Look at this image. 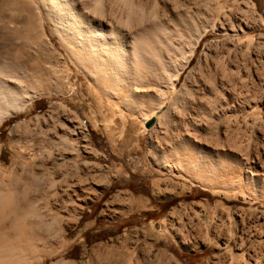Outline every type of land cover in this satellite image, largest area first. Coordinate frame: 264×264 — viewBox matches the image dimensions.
<instances>
[{
  "label": "rangeland",
  "instance_id": "1",
  "mask_svg": "<svg viewBox=\"0 0 264 264\" xmlns=\"http://www.w3.org/2000/svg\"><path fill=\"white\" fill-rule=\"evenodd\" d=\"M162 1L157 0L155 3L156 0H139L140 3L143 2L141 5L146 3L144 7L147 9L152 6L148 10L154 9L156 13L159 11L158 15L166 13V16L173 17L172 9H169L168 5L165 6ZM169 1H173L178 8H181L182 4V6L186 5L184 19L185 17L189 19L191 15V20L195 21L193 18L195 16L200 25L205 24L206 20L209 22V19L211 20L207 22L208 24L216 21L217 25L215 27L216 25L212 23L213 28L208 27L207 35L199 43L193 60L176 84L173 94L179 95L182 99L179 96L172 99L173 101L178 97L179 101L178 99L176 101L178 105L175 106L181 114H188L189 109L183 96L187 94L194 97L201 94L207 96L208 89L210 92L214 91L209 93L210 98L207 97L209 101H212L213 112L209 113L203 109L200 115L209 124V129L206 131L205 128H197L200 130H197L198 132L195 130L196 135L197 133L201 135H197V138L203 139L201 142L205 148H211L208 145L212 141L217 144V147L219 146V149L229 152V156L232 154L233 159L238 162L232 159L234 162H227V165L222 166L223 168L216 166L212 173L207 172L209 180L213 183L210 189H205L195 182L202 179L205 171L198 170V173H192L193 176L186 169L188 173L182 172L184 176H180L160 168L161 162L166 160L168 163V160L176 157L174 154H178V158L182 156L181 158L186 159V162L188 158L192 159L196 155L192 152V148H189L190 151L186 150L178 143L174 146L177 141L174 140L175 136L179 134V130L174 127L173 114L170 112V105L174 102L166 100L164 107L157 110L152 117L154 119L160 117L159 123L147 128L146 123L143 125V120L146 114H154L151 110L155 106L154 102L144 103V111L132 110L126 102L116 98L111 100L107 95L104 97L98 89L91 88L82 73L73 74L74 78L78 77L77 86L80 88L77 92L73 93L72 90L69 91V88H65L66 94L63 95L61 93L63 88L61 89L57 82L67 81V78L59 51H57L59 54L55 53L47 59L51 58L50 60L53 61L49 60L51 64L43 63L45 60H40L43 58L25 45L24 32L30 21L28 5L40 24V13L37 7L29 0H0V64L19 63L21 65H18L20 68L17 72L23 76L29 74L28 77H31L32 72L38 74L37 72L40 71L37 65L43 64L41 67L44 69V75L49 74L45 76L49 78L46 82L48 85L44 84L42 87L45 93L38 94L27 109L7 119L0 126L2 170L7 171L8 175L14 167L18 168L23 164L27 166L30 163L29 156L33 153L32 151L39 152L40 157L39 149L48 144L45 141H48L51 130H54V124L61 122L66 125L60 117V110L65 106L76 114L86 132V140L81 141L82 145L87 146L86 152L80 153V157L75 158L77 162L75 169L78 172L85 170V173H93L96 179L95 184H85L84 191H78L79 194L76 192L67 199L69 202L66 201L68 205L66 208L68 209H63L61 214L63 221L65 219L70 227L61 234L62 236L60 235V238L58 237L60 241L54 243L59 250L52 255H47L43 261L36 264H50L60 259L69 260L74 264H117L119 255H122L119 256L122 260L125 258L132 260V264H145V261L158 264L160 260H164L165 253V262L167 263L168 260L169 264H264V200L257 191L264 190V0H247L246 2L245 0H228V2L220 0V3L215 0H206L208 3L205 0H202L203 3L201 0ZM206 6L208 7L205 8ZM212 6H215L213 8L219 13L211 8ZM197 16L202 19V24ZM204 16H208L209 19ZM219 16L220 18H217ZM245 20L248 22L247 25ZM223 25L226 28L231 26H229L230 29L221 31ZM44 29H47V33L50 34L49 25H46ZM31 31H33L32 34L37 32V30ZM53 43L58 45L57 38L53 39ZM71 67L74 71L76 70L75 67ZM192 68L199 70L201 78L206 82V88L201 85L202 89L208 90L206 93L202 92L206 91L205 89L202 91L198 89L200 87L198 83H201L199 80L194 81L193 86L185 84L187 79H190L189 72ZM191 77L193 78V75ZM28 79L25 77V85L24 83L22 85L29 89L33 86L31 91L40 88L33 78L32 80L30 78V83ZM233 81L234 83L231 84ZM71 92L76 94V96L73 95L74 99L70 97ZM59 103L60 106L57 107ZM15 124H18V140L12 139V141L9 133ZM22 133L23 135H20ZM156 142H159L158 146L164 144L165 149H156L154 147ZM160 142L163 143L160 145ZM37 160L40 163L41 159ZM242 162L246 163L240 164ZM189 164L191 162L187 163ZM93 167L96 169L95 172ZM90 168L92 173L89 172ZM197 174L201 176H196ZM44 176L45 179L43 177L40 181L39 189H35L37 185L34 188L25 184L26 186L21 187L23 188L21 191L25 199L28 197L36 200L40 197L39 200L37 199L38 203L40 202V209L49 202L46 208L52 207V211H56L54 207L59 208L56 201L65 194L58 189V182H51L55 181L54 175ZM3 179H7L6 174L0 175V182L4 181ZM155 181H160L161 196L156 195ZM224 184L227 185L223 186ZM116 193L117 199H113ZM24 198L22 200L27 201ZM138 204L141 207H138ZM176 207H182L180 208L182 211L174 216L172 211ZM78 213L79 218L76 219ZM177 228L188 230L186 233L189 236H195L199 244L194 248H184L176 232ZM53 240H57V237ZM42 246L45 247L44 244H40V248ZM108 253L112 254L108 255Z\"/></svg>",
  "mask_w": 264,
  "mask_h": 264
},
{
  "label": "bare ground",
  "instance_id": "2",
  "mask_svg": "<svg viewBox=\"0 0 264 264\" xmlns=\"http://www.w3.org/2000/svg\"><path fill=\"white\" fill-rule=\"evenodd\" d=\"M29 1L35 4V6L39 11L37 12L40 13L39 14L40 24L36 21V17L34 16L35 14L32 13L31 8L26 2L30 13V21L26 26L27 30L26 31L24 30L25 31L24 37L26 39L25 45H27V47L29 46V48L33 49V51H35L36 54L40 55V57L43 58L40 60H45V62L43 61V63L52 61L50 60L51 58L49 59L50 61L47 59L52 55H54L55 53L57 54L60 53L62 55V57L61 56L60 57L63 58L61 62L62 65L65 67L67 81L57 82L59 83L58 84L59 87L61 89L63 88L61 90V93L63 95L66 94V91L64 90L65 88H69V91L72 90L73 93H76L78 88L80 87L77 86L78 77L74 78L75 75L73 74L82 73L84 77L87 78L91 88L93 87L98 89L101 93H103L104 97L107 95L109 98H111V100L116 98L119 101L121 100L123 102H126L129 108H131L132 110L140 111L142 109L141 111H144L143 110L144 103L151 104V102L152 103L154 102L155 106L151 108V110L154 111L152 112L154 114L149 115L146 114L145 112L146 117H144L143 125L148 120H150V118L155 116V112L157 110L164 107L163 104H165L164 102L166 100H170V102H174L171 103L172 105H170L171 111L169 110L173 114L174 125H175L174 127L177 130H179L178 132L179 134H176L175 136L176 139H174L175 141L177 140L174 146H176L178 143L179 146L184 147L186 150L190 151L191 149L189 148H192V152H195L196 155L194 156V158L192 157V159L187 157L188 159L186 162L185 161L186 159L181 158L182 157L181 154H179L181 156L179 158L177 157L178 154H174L176 155V157L174 159L171 158L172 160H168V163H166L165 160L164 162H161L162 165H160L161 163L159 162L160 168L164 169L167 172H170L172 174H178L180 176L183 175L182 172H186V169L191 174L195 172L198 173V170H200L201 172L205 171L206 173L202 175V179L200 180L198 179L199 181L195 180V182H198L200 186H203L205 189L212 188L213 183L211 182L212 180H209L207 172L210 173L211 171L212 173L214 171L213 169L216 166L221 168L227 162L230 163L233 160H236L233 159L234 157H232V154L231 156H229L230 155L229 152L226 153L225 150L219 149V146L217 147L216 146L217 144H214L212 141L208 145V147L211 148H205L204 145H202L203 142H201L203 141V139L200 137H198L199 139L197 138V135L201 136L198 133L196 135V131L200 130L197 128H201V129L205 128L206 131H208L209 129V124L206 122V120H203V118H201L202 116L200 115L202 113L201 110L203 109L207 110V112L209 113L213 112L211 107L212 101H209L210 98L209 93H211L212 91L210 92V89H208L209 93L207 96L201 93H200L201 96L198 97L190 96L188 94L185 95L186 97L183 96V99L185 98L184 99L185 103L189 109L188 114H181V112L178 111V108L175 106L176 104L178 105V103H176L177 99L179 101L178 97L175 98L176 100L172 101V99H174V97L176 96H179V95L174 96L173 94L174 91L176 90V84L181 79V75L183 74L185 69L193 60V57L195 56L199 43L207 35V30H209L208 27L211 26L212 23L216 25V21L215 22L213 21L211 24H208L211 19H209L208 16L207 17L204 16L205 18L209 19V22L208 20L205 19L208 23L206 22L207 23L206 24L204 21L205 24H202V19H200L197 16V19L199 18L201 21L202 25H200L199 24L200 22L197 23L198 21L196 20L195 16L193 17L195 21L191 20L192 18H190L191 17L190 14H189L190 15L189 19H186V17L184 19L183 16H185L184 14L186 12L185 10L186 5L182 6L183 5L182 4L181 8L180 7L178 8V6L176 7L173 4V1H169V0H163V1L165 6L168 5L169 9L170 8L172 9L173 15L172 14L170 15H172L173 17L166 16L165 15L166 13L165 14L160 13V15H158L159 11L158 13H156L154 9L148 10L152 6L150 8L148 7L147 9V7H144V4L146 5V3L141 5L144 1L140 3L139 0H29ZM207 1L206 3H208ZM215 1H218V3L221 2L220 0H215ZM246 1L247 0H245V2ZM201 2L203 3L202 0ZM213 2L214 1H212V3ZM155 3H157V0ZM193 3L195 2L193 1ZM207 7L208 6H206L205 8ZM213 7L215 6H212L211 8ZM191 8L189 10H191ZM201 9L203 8L201 7ZM225 10L223 11L226 12ZM215 11L218 12L217 10ZM227 16L229 15L227 14ZM217 18H220V16ZM246 21L247 20H245V22ZM247 23L248 22H246L245 25H247ZM46 25L50 26V34L47 33L46 31L47 29L46 30L44 29ZM223 26L220 29L221 31L230 29L229 26L227 28L226 26L225 28ZM211 27L213 28V26ZM215 27H217V25ZM31 30H35V31L37 30V32L32 34L31 32L33 31ZM54 38H57L58 45H55L53 43ZM57 51H59V53ZM61 58L59 59L61 60ZM57 59L56 60L54 59V61H57ZM60 60H58V62ZM18 65L21 64L19 63H11L7 65L0 64V126L7 119L27 109L28 108L27 106L31 104L34 101V99L38 97V94L41 95L45 93L42 87L44 84H47L46 83L47 81H49L48 80L49 78H45L47 74L44 75L43 72L44 69L43 67H41V65L43 64L39 65L40 67L37 65V69L39 68L40 72H37L38 74L32 72L31 77H28L29 74L28 76L27 75L23 76L19 74L17 72V70L20 68ZM71 66L75 67L76 70L74 71ZM34 68H36V66H34ZM195 68H192L189 72L190 74L189 77L192 80L187 79V83L185 82V84L187 86L188 85L193 86L195 82L199 80V82L201 83H198V85L200 84V87L198 89L202 91L203 89L206 88L207 84L205 85L206 82H204L203 78H201L198 72L199 70ZM46 70H48V68H46ZM191 75H193V78L191 77ZM25 77L29 78L28 82L30 78L31 80L33 78L34 82L39 84L40 88L31 91L30 89L33 86L30 89L29 87H25L24 86ZM224 80L227 79L224 78ZM28 82L26 81V83ZM34 82L32 83V85L34 84ZM22 83H24V85H22ZM233 83L234 81L231 82V84ZM227 84L225 85L227 86ZM201 85L203 87L205 86V88L202 89ZM207 87L210 88V86ZM205 90L206 91H202V92L206 93L208 91L207 89ZM229 90L230 89H228V91ZM73 95L76 96V94H72L71 96L69 94V96L72 99H74ZM244 96L246 97V95ZM180 98L182 99V97ZM59 106L60 103L57 107ZM64 107L63 109L60 110V114H61L60 117H62L63 121L66 122V125H64L61 122H56L53 127L54 130L53 131L51 130L50 136L48 135L49 136L48 141L43 140L45 137H43V139L41 138L46 143L48 142V144L43 145L42 148L39 149L40 157L38 156L39 152L36 153V151L35 152L32 151L33 153H31V155L29 156L30 163L27 166L23 164L18 168L14 167L15 169L13 168L14 170L13 169L10 170L8 175L6 173L7 171L5 172L4 170H2L3 167L0 166V175L6 174L7 176L6 180L3 179L4 181L0 182V218H10L13 221L12 231H6L0 229V264H36L43 261V258L46 257L47 255H52L53 253H56L59 250V248L56 245H54V243H58L60 241L58 240V237L60 238V235L63 234V232H66L67 228L70 227V224L67 221L65 222V219L63 221V217L61 214L63 209H68L66 208L67 205L66 201H68L67 199H69L70 196L74 195L76 192L77 194H79L78 191H84V188H86L85 184H90V183L95 184L94 181L96 179L94 177V174L91 172L92 171L91 168L89 172L92 174L85 173L84 172L85 170L84 171L82 170L83 168H81L82 170L81 172L80 171L78 172L75 169V165L77 163L75 162V158L77 156L80 157L81 155L80 153L86 152L87 146L81 144L82 139L86 140L85 138L86 132L83 125L78 121L79 118L77 119V116H75L76 114L70 111L71 109L68 110L66 109V107L65 108ZM51 117L54 116L51 115ZM159 118L160 117L155 118L154 125L159 123ZM52 124H50V126ZM20 135H23V133ZM9 136H11L10 138L11 140L12 139L14 141L18 140V124H15L12 127ZM204 140L206 139L204 138ZM158 143L154 147L156 149L161 148L164 150L165 149L164 144L161 145L163 142L162 143L160 142L161 146H158ZM185 149L183 150L185 151ZM39 158L41 159L40 163L37 160ZM189 161L191 162V164L187 165V163H190ZM239 161L241 160L239 159ZM237 162L235 163L238 164ZM243 162L240 164L246 163ZM95 171L96 169L93 170V172ZM48 174L49 176H51V174L54 175L55 181L50 179L52 180L51 182L52 183L58 182L59 183L58 189L65 194V196L62 194V198L56 201V205H58L59 207V208L54 207V209L55 208L57 209L56 211H52V207L51 208L49 207L48 209L46 208V205L49 202L45 206H43L44 208L42 207L40 209L39 207L40 202L38 203L37 201V199L39 200L40 197L37 199L35 198L36 200L30 199L28 197L25 199L24 193L23 191H21L23 190V188L21 189V187H23V185L26 186L27 184L29 185V187L34 186V188L37 185L35 189L36 190L37 188L39 189V187H41L39 186L40 181L42 180L43 177L45 179L44 175H48ZM191 174L190 176L192 175L194 176V174L192 175ZM198 175L200 174H197L196 176ZM159 182L155 181L154 189H156L157 192L156 195L159 194L161 196L162 188ZM21 184L22 186H20ZM51 184L50 186L52 187V185L54 184L52 185ZM56 185L57 184H55V186ZM226 185L227 184H224L223 186ZM50 186L48 187L49 189L51 188ZM257 191L259 195L263 197L262 199L264 200V190L260 189ZM116 197H117V193L114 194L112 198L114 199ZM22 198H24L27 201L24 202ZM138 207H141V205H139ZM180 208L182 207H176L175 209H173L172 215L177 216L178 212L182 211V209ZM78 218H79V213L76 214V219ZM187 231L188 230H186L185 228H180V229L177 228L176 232L179 235V240L183 244L184 248L186 249L194 248L199 244V242L196 240L195 236L193 235L189 236V234L186 233ZM54 237L55 238L57 237V240L54 241L53 240ZM40 244H44L45 247L42 246V248H40ZM109 254L110 253H108V255ZM118 254L119 253L117 252V255ZM165 254H163L164 260L162 261L160 260V263L158 264H169L168 260L167 263L165 262L166 260ZM117 255H115V258ZM119 256L117 261L119 264L120 263L132 264L133 262L132 260L130 259L127 260V258L122 260V258H120ZM50 264H74V263L70 262L69 260L60 259ZM145 264H150V262L145 261Z\"/></svg>",
  "mask_w": 264,
  "mask_h": 264
},
{
  "label": "clouds",
  "instance_id": "3",
  "mask_svg": "<svg viewBox=\"0 0 264 264\" xmlns=\"http://www.w3.org/2000/svg\"><path fill=\"white\" fill-rule=\"evenodd\" d=\"M13 221L10 218H0V229L12 231Z\"/></svg>",
  "mask_w": 264,
  "mask_h": 264
},
{
  "label": "water",
  "instance_id": "4",
  "mask_svg": "<svg viewBox=\"0 0 264 264\" xmlns=\"http://www.w3.org/2000/svg\"><path fill=\"white\" fill-rule=\"evenodd\" d=\"M154 122H155V119L154 118H151L150 120H148L146 122V127L147 128H150L154 124Z\"/></svg>",
  "mask_w": 264,
  "mask_h": 264
}]
</instances>
